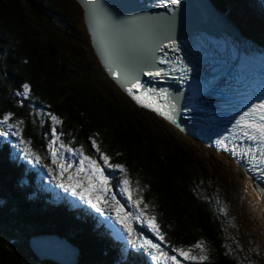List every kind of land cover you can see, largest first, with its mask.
Wrapping results in <instances>:
<instances>
[{"label": "trees", "instance_id": "1", "mask_svg": "<svg viewBox=\"0 0 264 264\" xmlns=\"http://www.w3.org/2000/svg\"><path fill=\"white\" fill-rule=\"evenodd\" d=\"M51 2L0 0V116L12 111L23 119V136L45 155L51 121L45 118L41 124L29 104L21 106L13 96L22 83H29L32 103L60 117L62 124L56 127L66 143L95 155L89 139L95 138L111 162L125 165L133 186L139 180L141 198L156 215L167 244L190 249L202 242L207 246L205 264H262L253 244H240L231 236L234 230L221 211L219 191L192 156L160 122L138 116L137 106L115 83L120 95L99 85L100 76L93 74L68 17H76L79 4ZM242 2L213 1L242 36L264 45V11L257 15L245 7L242 12ZM47 177L45 169L28 164L19 149L0 137V264H56L32 253L29 239L39 234L66 238L79 250V264H154L129 246L125 255L121 246L126 242L112 236L115 222L55 183L49 185ZM224 192L234 195L230 187Z\"/></svg>", "mask_w": 264, "mask_h": 264}, {"label": "snow or ice", "instance_id": "2", "mask_svg": "<svg viewBox=\"0 0 264 264\" xmlns=\"http://www.w3.org/2000/svg\"><path fill=\"white\" fill-rule=\"evenodd\" d=\"M126 6L163 11L155 16L142 13L118 19L102 4L91 6L108 50L106 65L109 74L120 81L136 102L155 99V104L150 103L147 107L154 106L156 111L173 120L176 119L175 114L182 111L180 104L183 96H173L168 88L149 87L142 81V76L162 81L170 78L181 86L193 81L195 86L184 110L194 123H201L204 117L211 122L221 116H230L233 110L239 108L229 121V134H219L221 138L216 139L215 145L234 153L240 160L247 156L249 171L264 179V88L259 95L244 94L238 102L230 98L217 100V88L223 81L212 75L201 83V78L194 75L198 64L181 55V43L175 35L181 0H154L152 3ZM13 96L21 106L27 102L30 114L41 117V124L45 123V118L51 121L45 155L41 156L32 147V141L25 139L22 134L25 121L17 118L12 111L0 116V137L19 149L28 164L45 169L59 189L119 225L122 231L112 228L115 240L126 241L131 249L146 253L154 264H205L208 261L202 242L193 245L199 250L196 255L191 253V249L167 244L156 215L141 198L139 180L133 186L125 165L111 162L110 155L101 149L95 138H89L95 155L86 154L82 145L74 147L71 142L66 143L62 139L65 134L56 127L62 124L60 117L51 111L44 112L32 103L34 97L29 83H22ZM45 160L49 162L45 163ZM118 197H123L126 203ZM146 232L152 234L151 238ZM124 254H128L127 248Z\"/></svg>", "mask_w": 264, "mask_h": 264}, {"label": "rangeland", "instance_id": "3", "mask_svg": "<svg viewBox=\"0 0 264 264\" xmlns=\"http://www.w3.org/2000/svg\"><path fill=\"white\" fill-rule=\"evenodd\" d=\"M213 1L219 2V0ZM40 2H45L49 6L50 4L47 2L50 3L51 0H40ZM53 4L54 3L51 2V5ZM228 5L230 8L234 7L230 3H228ZM242 5L244 7L242 9L248 7L249 9H253L254 14H263L264 0H243ZM238 14L241 13L238 12ZM68 17L69 20H73V24L77 28V35L81 40L80 43L85 47L84 52L92 61L91 65L96 71V73L93 74H98L100 76L97 79L99 85L109 91L113 89L120 95L117 87L113 84L114 82L102 71V67L97 62V58L90 45L88 32L84 25L82 8L77 6L76 17H74V19L72 15ZM136 111L138 116H141L144 121L151 117L154 121L157 120L160 122L161 125H163V129L167 130L168 134L176 140L178 146L183 147L199 164L200 171L209 177L211 183L219 191L221 211L225 218L230 221V225L234 230L231 236L235 237L240 244H245L247 242L249 245L253 244L258 251V255L262 258V264H264V198L255 186L252 178L245 173L244 170L240 169L233 160L223 155H217L211 149L205 148L157 114L139 107L136 108ZM69 159H72V157L69 156ZM45 181L49 185L54 184L49 177H47ZM229 187L234 191L232 197H228L224 192L225 189ZM116 226L117 230L122 231L119 225ZM203 246L207 250V246L204 244ZM190 249L192 254H199L198 249Z\"/></svg>", "mask_w": 264, "mask_h": 264}, {"label": "water", "instance_id": "4", "mask_svg": "<svg viewBox=\"0 0 264 264\" xmlns=\"http://www.w3.org/2000/svg\"><path fill=\"white\" fill-rule=\"evenodd\" d=\"M83 11V21L88 32L91 47L97 57L102 69L109 76V78L133 101V103L142 109L152 111L157 115L169 119L172 122H177V119L173 120L170 116L161 114L156 111L155 107H147L148 104H155V99L152 101L144 100L141 103L136 102L132 95L129 94L125 87L121 85L120 81L114 76L110 75L106 65V58L108 56V50L102 38V34L97 23L96 14L92 9L94 4H102L104 8L109 11L112 15L118 19H124L128 16L140 15L142 13H148L150 15H157L158 12L163 11L162 9H150L141 8L133 9L126 5L132 3H152L154 0H75ZM204 21V25H200V22ZM199 25V26H198ZM215 28L225 29L234 40H241L245 44H248L246 40L242 37L237 26H235L223 13H221L217 7L213 4L212 0H181V7L177 11L176 28L175 35L180 34L181 40L179 42H187L185 34L191 33L190 30H195L198 35L195 36L194 40L197 38H203L200 32L205 31L203 35L207 36L209 39H214L215 36L224 39L222 33H218ZM232 43V42H230ZM235 47L244 48V46L238 43H232ZM236 44H238L236 46ZM254 50H252L253 52ZM264 52V51H263ZM142 81L149 87L153 88H168L166 85L162 86V80L150 79L147 76L141 77ZM170 88V87H169ZM162 102V101H161ZM29 247L32 253L40 261H51L56 264H79V250L66 238L60 237L58 235L49 234H39L32 236L29 239Z\"/></svg>", "mask_w": 264, "mask_h": 264}, {"label": "bare ground", "instance_id": "5", "mask_svg": "<svg viewBox=\"0 0 264 264\" xmlns=\"http://www.w3.org/2000/svg\"><path fill=\"white\" fill-rule=\"evenodd\" d=\"M213 2V1H212ZM214 4V3H213ZM215 5V4H214ZM205 24V22L204 21H202V22H200V25H204ZM199 26V25H198ZM216 29V31L219 33H222L223 35H224V38L226 39V40H228V43H230V42H232V43H238V44H240V45H242V46H244L246 49H249L248 51L247 50H245L246 52H249V51H251L252 52V50H255V49H257V47L255 46V44H254V42H250L249 44H245L243 41H241V40H234V38L233 37H231L230 35H229V33L225 30V29H223V28H220V29H218V28H215ZM176 37H177V39L178 40H181V35L180 34H178V35H176ZM216 37V36H215ZM219 37V36H218ZM247 37V36H246ZM245 37V39H248V38H246ZM232 43H230L232 46H235L234 44H232ZM238 44H236V46L238 45ZM260 186V185H259ZM258 190H259V187H258ZM145 255V254H144Z\"/></svg>", "mask_w": 264, "mask_h": 264}]
</instances>
